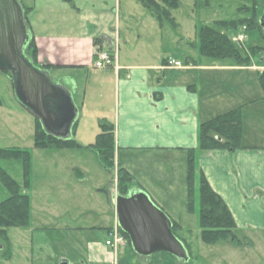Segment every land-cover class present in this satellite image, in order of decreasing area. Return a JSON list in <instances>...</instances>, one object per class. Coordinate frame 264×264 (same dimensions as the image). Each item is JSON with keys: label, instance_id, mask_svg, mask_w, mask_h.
I'll use <instances>...</instances> for the list:
<instances>
[{"label": "crops", "instance_id": "obj_1", "mask_svg": "<svg viewBox=\"0 0 264 264\" xmlns=\"http://www.w3.org/2000/svg\"><path fill=\"white\" fill-rule=\"evenodd\" d=\"M126 1L134 3V0ZM21 2L27 8L26 18L37 44V65H56L50 70L52 78L71 92L78 108L77 125L82 116L85 122L96 123L93 130L98 134L101 119L114 124L116 166L122 165L133 174L132 190L143 188L160 202L157 188L173 185L176 178L173 170L179 162L181 171L182 166L184 169L179 179L185 182L187 194L188 148L199 144L200 123L242 107L243 147L203 150L198 153V161L212 187L230 207L237 223L236 233L264 229V90L260 81L264 70V44L237 41L241 49L250 54L249 62L238 63L233 58L202 54L197 31L195 37L184 42L176 40L174 49L158 33L155 37L152 33L150 37L133 36L128 25L122 30V24L124 19L132 18L137 22L138 18L131 9L123 8L122 0ZM145 13L150 15L151 12L146 10ZM222 30L234 37L238 28ZM117 38L120 69L96 67L95 51L111 48ZM256 45L263 48L252 51L251 46ZM168 56L182 60L183 65L167 66L165 58ZM91 102L95 103V108ZM96 105L100 106V111ZM250 121L256 125L254 136L259 139L253 143L244 141ZM91 142L94 140L82 143ZM99 189L104 190V187ZM114 192L111 197L108 192L113 211L109 223L89 225L94 232L105 230L108 237L110 230L119 224ZM34 209L31 197L32 217ZM36 210L38 216H62L43 206ZM167 212L181 223L171 211ZM37 228L31 218L28 231ZM184 228L183 225L182 232ZM89 244L93 246L87 250L84 264H107L112 258L119 264V253L127 250L128 257H135L127 243L118 247L111 245L113 252L107 249L100 252L92 242ZM123 264L129 263L124 261Z\"/></svg>", "mask_w": 264, "mask_h": 264}, {"label": "rangeland", "instance_id": "obj_2", "mask_svg": "<svg viewBox=\"0 0 264 264\" xmlns=\"http://www.w3.org/2000/svg\"><path fill=\"white\" fill-rule=\"evenodd\" d=\"M133 2L129 5L126 0H122V5L125 10L131 9V13L138 20L136 22L132 18L124 19L122 30L128 25V29L130 28L135 37L141 34L143 37H150L149 33L155 37L158 33L165 37L167 45L172 49L176 40L184 42L187 38L195 37L197 23L214 25L218 19L251 15L255 10L261 14V23L264 24V0H181V4L173 11L176 26L169 20L160 23L152 13L146 15L147 9L142 4L140 5L136 0ZM244 3L247 4L249 11L240 12L239 7ZM237 28L235 36L244 32L246 34L244 40L247 43L264 44L260 29L249 28L247 24ZM262 28L264 30V26ZM235 36H231V39L236 43ZM237 45L241 47L240 43ZM91 105L95 108L94 102H91ZM96 108L100 111V106L96 105ZM36 120V115L22 104L16 94L12 71L0 69V146H20L31 150L30 186L23 185L25 172L22 159L2 158L0 162L21 183V190L28 192L32 197L35 209L31 218L38 226L34 231H28V226L10 227L8 234L11 236L13 252L11 256H5L7 242L0 238L3 242V244L0 242V264H55L54 261L57 264H66L73 260L74 264H84L88 258L87 250L93 246L89 244L90 242L100 252H104L105 249L113 252V247L106 243L108 237L106 231L102 229L103 231L94 232L89 225L109 223L113 211L109 206L108 192L110 197L113 190L116 194H121L117 186V166L115 165L111 171L106 169L99 162L95 150L87 146L37 147ZM95 124H92L91 120L85 122L84 117L81 116L75 131L71 132L73 138L79 142L95 141L97 136L93 130ZM255 126L252 121L247 125L245 142L259 141L254 136ZM72 129L73 126L71 131ZM177 165L173 170V175L176 177L173 179V185L157 188L156 195H159L157 197L160 202L155 200L150 192L145 191L155 203L166 212L171 211L184 225L185 230L179 235L192 242L194 252L198 253L196 264H264V229L237 233L240 239L248 238L252 240L251 243L236 244L231 239L208 243L202 239L201 228L198 225V211L188 210L186 184L179 179L184 170L183 166L181 171L179 162ZM100 187H104V190L100 191ZM9 195V189L0 180V201ZM39 206L62 216L56 218L38 216L36 209ZM65 224L77 228H65L63 227ZM134 254L135 257L131 259L128 257V250L124 253L120 252L118 263L123 264L125 261L129 264L147 262L166 264L171 258V255L165 251H157L149 255H140L136 252ZM107 264H116V261L112 258Z\"/></svg>", "mask_w": 264, "mask_h": 264}, {"label": "trees", "instance_id": "obj_3", "mask_svg": "<svg viewBox=\"0 0 264 264\" xmlns=\"http://www.w3.org/2000/svg\"><path fill=\"white\" fill-rule=\"evenodd\" d=\"M149 10L160 23L169 20L174 26L177 25L173 16V10L181 4V0H138ZM264 5V3H263ZM248 6L242 4L239 9L245 11ZM27 13V8H25ZM261 14L253 11L251 15H241L237 18L218 19L214 25L200 24L197 29V44L202 54L218 57L233 58L238 63L249 62L250 54L243 51L229 34L222 29L226 27L237 28L247 24L250 28H258L263 34ZM28 22V21H27ZM251 26H250V24ZM29 25V24H28ZM248 28V29H249ZM263 30V31H262ZM263 48L261 45L251 46L252 51ZM25 53L37 65L38 48L34 36L26 45ZM38 66V65H37ZM55 64H44L39 67L51 70ZM10 70L8 68H1ZM11 71V70H10ZM260 81L264 90V70L260 73ZM35 127V145L43 148L87 146L95 150L99 162L108 170L115 168V135L114 124L106 118L100 120L101 131L97 134L94 142L83 144L76 141L73 136L59 137L49 134L38 116ZM78 119L75 120L72 132L77 127ZM243 116L242 107H236L200 123L199 144L197 147L188 148L187 157V197L188 210L198 211V225L201 228V237L208 243H214L221 239H231L236 244L251 243V240H242L236 233L237 223L235 217L225 199L210 184L205 172L199 165L198 153L212 148H226L235 150L243 147ZM19 158L23 160L25 178L23 185L30 186L31 150L20 146H0V159ZM0 180L9 189L10 195L0 201V238L7 242V254L11 256V238L8 234L10 227H27L31 223V196L21 190V183L0 162ZM135 180L133 174L124 166H118L117 186L121 194L126 195L133 189ZM197 203L199 208L197 209ZM172 219L173 232L183 241L188 253L189 260L184 261L176 255L169 253L171 258L166 264H196L198 254L193 251L191 241L183 239V225ZM125 236L126 243L133 248L129 234L120 226ZM2 244L3 242L0 241ZM166 252V251H165ZM137 253V252H136Z\"/></svg>", "mask_w": 264, "mask_h": 264}, {"label": "water", "instance_id": "obj_4", "mask_svg": "<svg viewBox=\"0 0 264 264\" xmlns=\"http://www.w3.org/2000/svg\"><path fill=\"white\" fill-rule=\"evenodd\" d=\"M31 36L21 0H0V69L12 71L19 100L40 118L49 134L71 136L78 108L69 89L54 80L49 69L35 65L25 53ZM113 198L118 222L129 234L138 254L166 251L189 260L185 244L173 232L170 215L147 191L137 188L126 195L114 192Z\"/></svg>", "mask_w": 264, "mask_h": 264}, {"label": "built area", "instance_id": "obj_5", "mask_svg": "<svg viewBox=\"0 0 264 264\" xmlns=\"http://www.w3.org/2000/svg\"><path fill=\"white\" fill-rule=\"evenodd\" d=\"M244 28L246 25L243 26ZM246 37L244 32H240L236 35L235 39L238 42H242ZM119 49L120 42L115 39L113 46L109 49H98L95 51V60L94 64L96 67H107L113 66L116 69H120L119 65ZM165 64L167 66H182L183 61L177 59L173 56H168L165 58ZM107 244L112 245L114 247H118L126 243L125 236L121 232L120 225L116 224L112 230H110L109 237L106 240Z\"/></svg>", "mask_w": 264, "mask_h": 264}]
</instances>
